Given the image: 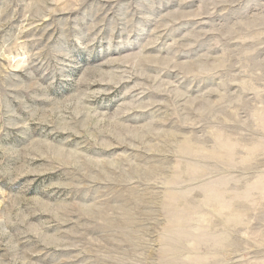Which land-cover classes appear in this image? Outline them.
I'll return each mask as SVG.
<instances>
[{
    "label": "rangeland",
    "instance_id": "1",
    "mask_svg": "<svg viewBox=\"0 0 264 264\" xmlns=\"http://www.w3.org/2000/svg\"><path fill=\"white\" fill-rule=\"evenodd\" d=\"M0 264H264V0H0Z\"/></svg>",
    "mask_w": 264,
    "mask_h": 264
}]
</instances>
